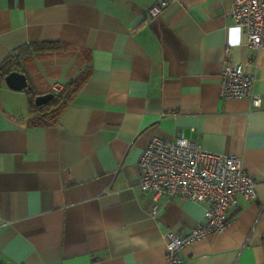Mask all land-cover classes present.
I'll use <instances>...</instances> for the list:
<instances>
[{
	"label": "crops",
	"instance_id": "0c3cea01",
	"mask_svg": "<svg viewBox=\"0 0 264 264\" xmlns=\"http://www.w3.org/2000/svg\"><path fill=\"white\" fill-rule=\"evenodd\" d=\"M156 1L0 0V264H167L165 232L186 234L205 205L141 191L154 137L240 157L256 181L181 264H264V47L246 45L231 0H169L150 18ZM40 44L56 49L34 56ZM226 48L254 74L258 109L220 97ZM18 54L10 70L36 96L89 70L55 124H29L28 89L6 85Z\"/></svg>",
	"mask_w": 264,
	"mask_h": 264
},
{
	"label": "built area",
	"instance_id": "2783aa9c",
	"mask_svg": "<svg viewBox=\"0 0 264 264\" xmlns=\"http://www.w3.org/2000/svg\"><path fill=\"white\" fill-rule=\"evenodd\" d=\"M169 4V0L156 1L147 10L148 16L158 17ZM228 15L234 27L242 31L250 49L264 47V0H231ZM229 57L226 48L220 73V97L246 98L250 111L258 109L261 99L253 91L254 74L246 73L241 63ZM59 88L54 86L53 90ZM137 169L139 187L144 194L150 195L152 203L166 197L205 205L202 219L186 234L165 232L167 264H181L180 251L185 246L228 228L231 222L228 213L236 194L244 195L247 200L255 198L256 181L247 174L240 157L210 153L200 144L182 137L174 141L151 139L138 159ZM155 211L152 210L154 216Z\"/></svg>",
	"mask_w": 264,
	"mask_h": 264
},
{
	"label": "trees",
	"instance_id": "16d2710c",
	"mask_svg": "<svg viewBox=\"0 0 264 264\" xmlns=\"http://www.w3.org/2000/svg\"><path fill=\"white\" fill-rule=\"evenodd\" d=\"M56 49L55 45L49 44V45H34L33 48H31V51L33 52L34 56H42L46 54L45 52L53 51ZM60 50V48H58ZM17 59L14 61H11L10 65L4 70L2 75L9 73L11 70V66L14 64L16 65L18 63V59H21L23 54H18ZM31 56V57H34ZM89 75V70L85 69L82 73L78 74L76 77L70 79L68 82L63 84L57 91L56 94H54V97L48 101L47 103L37 106L35 104V97L36 93H34L31 89L27 91L29 95V101H28V111L29 114L32 115V118L29 120V124L31 125H51L55 124L59 115L65 108V106L71 101L72 97L76 93V91L84 84L86 78ZM51 92V89L50 91ZM48 93V92H47Z\"/></svg>",
	"mask_w": 264,
	"mask_h": 264
},
{
	"label": "water",
	"instance_id": "95a60500",
	"mask_svg": "<svg viewBox=\"0 0 264 264\" xmlns=\"http://www.w3.org/2000/svg\"><path fill=\"white\" fill-rule=\"evenodd\" d=\"M4 81L6 85L14 91H22L25 89H31V86L25 76V74L18 72L17 70L10 71L4 75ZM54 97L53 93H45L42 95H37L35 97V104L41 106Z\"/></svg>",
	"mask_w": 264,
	"mask_h": 264
},
{
	"label": "rangeland",
	"instance_id": "374dc122",
	"mask_svg": "<svg viewBox=\"0 0 264 264\" xmlns=\"http://www.w3.org/2000/svg\"><path fill=\"white\" fill-rule=\"evenodd\" d=\"M30 68H32V66L29 64ZM57 91V90H56Z\"/></svg>",
	"mask_w": 264,
	"mask_h": 264
}]
</instances>
